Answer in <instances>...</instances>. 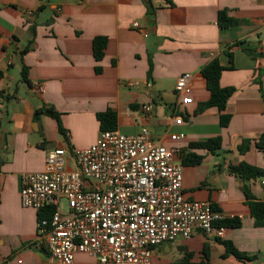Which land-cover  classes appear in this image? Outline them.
Masks as SVG:
<instances>
[{"label": "crops", "instance_id": "obj_1", "mask_svg": "<svg viewBox=\"0 0 264 264\" xmlns=\"http://www.w3.org/2000/svg\"><path fill=\"white\" fill-rule=\"evenodd\" d=\"M222 10L238 24L221 28ZM96 37L108 39L100 61ZM215 59L225 69L221 86L236 89L226 127L218 108L199 111L210 99L203 69ZM187 73L193 103L180 106L184 122L177 125L175 87ZM148 105L154 108L146 111ZM44 108L60 113L65 134L55 119L37 115ZM109 109L123 134L146 127L153 140L175 151L186 199L211 202L227 218L242 219L241 227L225 228L222 240L252 257H224L219 240L196 233L156 247L152 264H173L185 251L200 262L205 244L211 264H264V226L255 225L245 195L249 189L264 202V178L247 180L231 170L244 162L264 169V151L254 142L245 154L239 151L244 140L264 133V0H0V264L19 257L50 263L40 244L39 212L21 203V175L43 171L57 148L68 151L74 169L73 150L97 142V114ZM178 134L184 137L173 140ZM214 138L221 139L216 149L196 146ZM93 263L92 256L77 254L73 264Z\"/></svg>", "mask_w": 264, "mask_h": 264}, {"label": "built area", "instance_id": "obj_2", "mask_svg": "<svg viewBox=\"0 0 264 264\" xmlns=\"http://www.w3.org/2000/svg\"><path fill=\"white\" fill-rule=\"evenodd\" d=\"M133 27L141 29L139 22ZM191 80L187 73L176 83L177 125L184 122L180 106L193 103ZM72 157L74 169L68 151L54 149L43 171L21 175L23 207L45 214L38 230L49 264H73L77 254L92 256L93 264H152L155 248L163 244L196 233L211 240L224 236L225 227L217 223L228 218L211 202L185 198L183 166L148 128L135 135L101 131L96 143L74 149ZM16 264L30 263L19 257Z\"/></svg>", "mask_w": 264, "mask_h": 264}, {"label": "trees", "instance_id": "obj_3", "mask_svg": "<svg viewBox=\"0 0 264 264\" xmlns=\"http://www.w3.org/2000/svg\"><path fill=\"white\" fill-rule=\"evenodd\" d=\"M218 24L221 28H230L238 24V21L231 16H229L227 10H222L219 12L218 17ZM108 45V39L106 37H96L93 40V51L94 56L97 61L103 59L105 55V50ZM230 59L232 60V54H229ZM99 70V69H98ZM225 69L220 65L217 59L213 60L209 65H207L203 69V75L207 81V89L210 91V99L208 102L202 104L200 106L199 111H204L207 108L216 107L219 109L221 113V125L226 127L229 125L231 116L226 113V106L229 99L233 96L236 89L233 87H226L223 88L220 84L221 75ZM23 81L28 82V68L24 67L23 69ZM39 114H46L53 119H55L59 123V128L62 134H65V130L61 124V115L58 113L54 108H44L39 109L37 111V115ZM97 118L100 124L101 131H110L115 130L118 128V117L117 114L112 110H107L105 112H101L97 114ZM257 149L264 151V133L254 141L251 140H244L240 146L239 151L242 154H245L247 151L250 150L252 144ZM221 139L214 138L208 140L204 143L196 144L197 147H205L208 149H216L220 146ZM191 163H199L200 158L194 159L190 161ZM232 172L237 176H240L247 180H257L264 178V169L251 166L247 163H241L238 166L231 168ZM245 195L247 197L248 205L250 206L251 213L253 218L255 219V225L257 227L264 226V202L258 201L255 196L250 193L249 189L245 190ZM42 214V215H41ZM43 212H39V218L44 216ZM41 216V217H40ZM218 226L225 227V228H239L242 226L243 222L241 218H228L221 222L217 223ZM219 242L225 246L226 253L224 257L228 255H233L239 260L247 261L251 260L252 257L248 256L246 253L239 251L233 242L228 240L219 239ZM210 244H205L202 255L203 259L200 262H194L193 257L194 254L191 252L185 251L184 256L182 259L174 262L173 264H211L210 263Z\"/></svg>", "mask_w": 264, "mask_h": 264}, {"label": "bare ground", "instance_id": "obj_4", "mask_svg": "<svg viewBox=\"0 0 264 264\" xmlns=\"http://www.w3.org/2000/svg\"><path fill=\"white\" fill-rule=\"evenodd\" d=\"M42 215V214H41ZM41 217V216H40Z\"/></svg>", "mask_w": 264, "mask_h": 264}]
</instances>
